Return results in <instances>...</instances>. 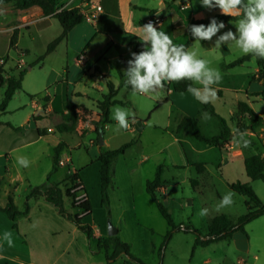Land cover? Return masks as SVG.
Masks as SVG:
<instances>
[{"label": "rangeland", "instance_id": "rangeland-1", "mask_svg": "<svg viewBox=\"0 0 264 264\" xmlns=\"http://www.w3.org/2000/svg\"><path fill=\"white\" fill-rule=\"evenodd\" d=\"M183 9L185 10L186 8L182 7L181 10ZM202 10L203 6L200 0H194L193 11L195 12L196 18L205 17L201 14ZM213 12L221 13L218 8H215ZM208 14L210 15L212 13ZM237 21L226 23V27L221 29L220 32L217 33V36H214L210 42L207 41V46H202L201 42H196L195 38L192 37L191 46L188 48V50H196L200 58L209 61L210 67L219 70L222 79L219 84L213 85V87L221 89V97L218 96L215 103L209 104L216 108L218 115L226 120L232 131L235 129L237 120L243 123L247 122L246 117L240 118L237 114V103L239 101L246 102L249 106L251 104L254 112L264 118V98L252 95L261 90L255 59L251 58L241 66L222 70L220 67L221 64H227L244 54L234 45L232 47L225 45L223 48V45L221 48L214 47L215 40L219 35L228 30L234 33L236 32L235 23H237ZM59 31L60 25L57 20H54V24L42 35L36 36V39L31 43L26 36V32L22 30L25 36L21 44H25L30 50L28 54L22 57L25 67L23 69H17L18 66L17 68H13L12 65L14 61L11 60L8 64L12 67L11 71L14 75H17L19 71L23 70V88L13 96L5 113L0 115V122L4 123L0 124V174L3 173V168L5 166L4 156L7 155L6 159L10 158V174L0 183V198H5V196H7L9 185L12 184L13 187L15 186V190L12 192V198L19 209H23L24 197L28 191L29 185L35 186L45 184L47 175L51 170V154L53 152V140L55 138L66 137L71 148L75 146L72 148V152L76 151L73 154L74 165H80L84 160H88L84 152L94 147L89 144V140L95 139V135L91 133L80 137L77 136V133L70 134L55 129L53 134H48L50 136L52 135L53 138L49 137L39 143H30L24 147L12 150L15 146H18L22 140L25 143L31 142L28 135L22 137L25 135L21 132L22 125H17V123H25L26 117L30 115L31 112L30 106L26 105L30 100L24 90L26 92H28L27 90H37L41 86L45 69L50 65L56 66V64H58V60L63 52L62 46L59 48L60 52L52 54L43 62V70H40L41 63L37 62V59L44 55L46 45H48L51 40L50 38H54ZM7 50L8 41L6 35L0 34V56L4 55ZM8 54L11 58L14 57L15 60L17 59L11 48H9ZM28 67H32V70L29 71ZM117 78L115 73L112 79L114 83L117 82ZM236 85L243 86L238 93L225 90L230 86ZM102 87H104L103 93H105L104 81ZM164 89L165 88L154 94L142 95L134 93L132 89L122 88L117 95L119 100L125 103L126 101L129 102L119 107L131 110V112L139 116L137 118L144 122L146 121L144 130H136L134 132H128L124 129L117 130V122L112 118L113 109L117 107V105L110 107V122L107 124V127L109 128L108 133L111 135V146H121V144H124L132 137H140L141 141L140 144L134 145L127 150L125 153V160L123 159L127 164L137 166V169L133 173L134 179L131 185L127 182L126 174L121 173L120 170L115 174V181H113V176L111 187L108 189L111 203L109 207L111 211L110 220L107 218L104 207H100L99 188H95L92 185L88 187L89 198L93 208V222L98 226L102 224L108 227L109 224H111L118 229L119 238L129 246L131 255L134 258L140 259L144 264H158L159 258L157 251L163 242V237L168 231L165 220L160 216L153 201L144 190V179L146 177L149 178V180L152 179L156 163H163L164 166H167L164 169L163 179L171 180L174 178V180L177 181V184L166 185L165 194L158 196L159 200L165 204L176 225L181 223L184 225L190 224L204 233L208 222L216 215L224 214L230 219L235 220L239 215L245 213L246 203L248 201L247 198L230 190L225 182L247 183L259 200L264 204V184L259 180H250L247 178L242 162L234 161L228 164L224 163L222 172L226 181L216 180L214 184L211 185L210 191L196 190L195 185L190 186L185 181V176H190L189 174L192 172H184V170L181 169L178 171L168 165L170 162L182 163L185 161V158L194 162L199 160L208 162L212 160L213 170L220 171L221 163L226 161L224 154H226L227 147L224 145L221 147L213 146L212 152L203 154L201 152L192 151L193 147L203 146L205 148L206 146H204L203 143L197 142L182 134V137H187L190 141L186 140V142L183 143L181 140L184 138L175 134V127L178 121V109L176 110V106L184 105L188 112L192 111L194 115H196L197 108H199L202 103L196 100L191 94H176L174 104L167 103L158 108H154L155 100L162 99L165 96ZM3 92L4 88H1L0 101ZM93 94L97 98H101L99 92L96 91L93 92ZM75 102L89 106L94 114L95 105L92 104L90 106L88 102H83L81 99H77ZM23 105H26V108L20 109ZM17 107H19V109H16ZM201 113L202 118L198 121L201 133L205 136L218 134L220 130L218 122L207 112L201 111ZM205 113H207V118L205 117ZM204 118L209 120V123H206ZM6 122H9L13 127L16 126L14 127L16 129L6 125ZM42 124L51 126L52 121L49 118H44ZM154 126L158 129H155ZM261 127L264 128V125ZM261 127L251 131V133L246 131V138L249 139L251 143L247 148L240 146L246 154L263 152L260 145H262L261 136L264 135V130L258 131ZM77 140L82 142L80 148H76ZM176 140L182 142L181 146L184 150V154L182 151L177 152L179 150V144ZM231 140H233V138H231ZM94 142L96 143L97 141L94 140ZM19 157L27 158L30 162L29 166L25 168L19 165L17 163ZM143 157H146V159L141 162ZM203 166V163H201L196 165L195 168L196 170L203 169ZM65 168L66 167L58 170V173L53 177L51 176L49 180L60 181ZM71 172L72 171L67 166L66 175H69ZM192 179L193 177L190 176L189 181ZM195 191L197 193H193ZM229 191L234 193L233 204L217 212L215 210L216 205ZM81 194L82 193L77 192L76 198L79 197L80 199ZM204 208H207L209 212L206 216L201 217L199 213L201 209ZM80 235L81 240L77 239L75 246L81 250V253H77V258L73 259L71 264H106L104 251L101 250L95 255H90L89 246L94 249L95 243L86 240L83 234ZM234 235L238 236L236 238L232 237L230 240L212 243L205 248H195L193 255H191L195 236L190 233H175L164 247L162 262L163 264H237L238 259H246L250 264H264V215L245 226L246 236L244 240L239 238L240 234L235 233ZM109 264L136 263L122 256Z\"/></svg>", "mask_w": 264, "mask_h": 264}, {"label": "crops", "instance_id": "crops-1", "mask_svg": "<svg viewBox=\"0 0 264 264\" xmlns=\"http://www.w3.org/2000/svg\"><path fill=\"white\" fill-rule=\"evenodd\" d=\"M80 0H74V4L78 3ZM99 3L101 6V11L96 13L92 20H83L81 23L74 26L67 35V38L61 41L56 48L46 57L37 62L41 63L40 70L44 69V61L47 60V57L52 54H57L56 52H60V46L63 47L62 55L58 60V64L50 65L45 69L44 76L42 77L41 86L37 90H27L25 94L29 97V102L26 105H29L31 108L30 115H28L25 119V123H21L17 125H22V133L25 135L22 137H30L31 142L25 143L23 140L20 142L18 146H15L12 150L24 147L25 145H29L30 143H39L44 139H48L49 137L53 138L52 135L55 129L61 127L60 132L65 133H77V136H84L88 133L93 135V127L90 124L91 120L96 119V108L93 114L92 110L89 106L85 104H81L77 101V99H81V101H86L90 104L95 105L98 100H101L102 96L107 93V82L112 83L115 87H118L117 93L114 97L115 100L122 102L124 106L128 101L123 102L117 98V95L122 90V88L132 89L131 86H120V79L117 73V69L124 72L125 71V63L132 58L131 53H139L143 48H138L139 44H143L140 39L142 38L141 26L147 24V21L150 17L156 16L162 19V24L157 26L156 28L161 31H165L173 40V43L176 45L186 43L190 41L192 37L188 32V27L191 22L195 19H203L215 14L214 9L209 10L203 7L201 12L205 17L196 18L195 12L193 11V1L194 0H93ZM69 0H58V4L60 6H65ZM182 7H186V9L181 10ZM69 9V8H68ZM210 11V12H209ZM212 13V14H208ZM197 15V14H196ZM54 18L43 16L42 11L39 7L33 6L27 9H16L12 6L11 3L0 4V34H5L8 41V50L6 53L0 58H6L3 62L2 66L5 70H8L12 75L14 73L11 71L13 68L23 69L25 67V63L23 61V56L28 54L30 51L29 48L25 44H21L22 39L25 35H23L22 30L26 32V36L29 42L33 43L36 39V36L42 35L45 33L51 26L54 24ZM17 31V39L12 51L14 52L15 58H11L8 54L9 51V42L10 38L13 34V31ZM61 32H58L54 38H56ZM53 37V36H52ZM50 38V42L54 39ZM210 42V41H209ZM144 45V44H143ZM191 46V45H190ZM207 46V44H206ZM47 47V45H46ZM225 45L222 46V48ZM80 55H84V60L79 61L78 57ZM14 61L12 67L8 64L9 62ZM28 70L31 71L32 67H28ZM117 75V82H113V76L115 73ZM17 76V75H14ZM90 78V79H88ZM103 81L105 83V93L103 86ZM197 86V85H196ZM243 86L236 85L230 86L226 88V91L240 92ZM23 88V87H22ZM165 96L161 99L155 100L154 108H158L161 105L170 103H175V95H187L190 94L187 91L182 93H175L172 90L169 82L165 83L164 87ZM220 90L221 89H216ZM99 92L101 98H97L94 96L93 92ZM18 93V92H16ZM15 93V94H16ZM222 93V92H221ZM15 94L13 96H15ZM30 96L32 98H30ZM221 97V96H220ZM13 98V97H12ZM164 98H168L167 102L156 106L157 102L162 101ZM11 102V101H10ZM8 103L6 109L10 105ZM66 103L75 104L81 106L89 111H91V115L86 117L85 121L80 119H76L74 123L73 130L69 131L63 128V126L69 125L68 120V111L65 108ZM26 105L20 107V109L26 108ZM115 106V105H113ZM199 106V105H198ZM112 107V106H111ZM176 110L178 109V121L176 126L178 125L180 119L183 116L189 117H197L200 121L201 116V105L197 108V114L194 115L192 111L188 112L187 108L183 105H177ZM250 107L252 108L251 104ZM214 108V107H213ZM16 109H19L17 107ZM215 113L216 108H214ZM5 113V112H4ZM209 114V113H208ZM110 115V109H109ZM210 116H212L210 114ZM135 114V122L132 123L131 117L129 118L130 127L127 129L128 132L141 131L144 130V126L146 125V121H142ZM149 117V116H148ZM147 117V118H148ZM221 117V116H220ZM44 118H49L52 121L51 126L43 125ZM212 118L216 121V117L212 116ZM223 118V117H222ZM212 119V120H213ZM206 123H209V120L204 118ZM110 122V119H109ZM10 124L6 122L5 124ZM0 124H4L0 122ZM219 124V123H218ZM11 125V124H10ZM16 125V124H15ZM12 126V125H11ZM13 127V126H12ZM16 127V126H14ZM155 129H158L154 126ZM176 129V127H175ZM264 128L261 127L258 131H263ZM59 131V130H58ZM109 128L107 124L104 126V133L102 136L103 145L99 146V143L96 144L94 140H89V144L94 146L91 150H85L84 154L87 156L88 160H84L80 165H74L73 154L76 152H72V147L69 145L66 137L63 138H55L53 140V149L58 143H63L64 148L60 152V158L69 157V164L67 165L71 171H76L82 181V184L86 190L88 199V187L92 185L93 187L99 188V163L97 161V156L100 151V147L106 150L116 149L118 147L111 146V135L108 133ZM251 133V131H249ZM36 134V135H35ZM176 135L182 137L181 133H177ZM181 141L183 143L188 140L187 137H182ZM233 138V135L231 136ZM262 145L264 147V135L261 136ZM135 140L136 142L132 145H138L141 143L140 137H132L127 142ZM177 141L179 144V150L177 152H181L184 154V150L182 148V142ZM189 141V140H188ZM125 142V143H127ZM190 142V141H189ZM25 143V144H23ZM81 141L77 140L76 148H80ZM122 145V144H121ZM131 146V147H132ZM203 146L201 147H193L192 151L207 153L212 152L213 146ZM227 147L226 154H224L226 161L221 163L220 171H215L212 168V160L210 161H189L185 158V161L182 163H174L170 162V167L177 169L178 171L184 170V172L191 173L189 174L193 177L192 180L189 181L190 176H185V181L190 185H195L196 190H211V185L214 184L216 180L218 181H226L223 177L222 168L224 167V163L228 164L234 161H239L243 163L245 157L256 154L249 153L246 154L242 148L237 145L233 140L224 144ZM130 147V148H131ZM128 148L127 150H129ZM126 150V151H127ZM78 151V150H77ZM119 156L117 160H115L113 164V181H115V174L119 170L121 173L126 174L127 182L131 185L132 180L134 179L133 173L137 169V166L127 164L124 162L125 153ZM5 159V166L3 168V173L0 174V183L10 174L9 162L10 158ZM53 152L51 154L52 161ZM124 159V160H123ZM144 159V160H143ZM146 157L141 159V162L145 161ZM203 163V169L196 170L195 166ZM225 164V166H226ZM67 166H58L56 171L52 172L49 178L58 173V170L63 169ZM158 166L162 167L161 172V181L162 186L158 189L157 195L165 194L166 185L177 184V181L173 179L165 180L163 179L164 169L167 166H164L163 163H156L153 170V176L155 175L156 168ZM66 168L64 169L63 174L61 175V180H49V184H64L66 178ZM51 170H52V162H51ZM50 170V172H51ZM49 172V173H50ZM49 175V174H48ZM47 175V176H48ZM47 179V178H46ZM149 178L144 179V190L145 183L147 181H151ZM184 181V179H183ZM112 183V181H111ZM123 183V182H122ZM233 183V182H225ZM45 184L46 180H45ZM40 184V185H45ZM115 184V182H114ZM38 186V185H35ZM33 187L31 185L29 188ZM111 187V186H110ZM15 186L12 184L9 185V189L7 191V196L5 198H0V208H4L7 202L8 197L12 198V192H14ZM27 191V193H28ZM146 192V191H145ZM26 193V195H27ZM193 193H197L196 191ZM200 193V192H199ZM147 194V193H146ZM201 194V193H200ZM25 195V196H26ZM133 195V194H132ZM148 195V194H147ZM109 198V207L110 203V195ZM13 200V198H12ZM162 202V201H161ZM13 203L15 204L14 200ZM25 197L23 203V209H19L15 204L18 211L22 212L24 210ZM91 204V201H90ZM165 205V204H164ZM92 207V204H91ZM100 207H103L100 204ZM108 207L109 214L105 209L108 220H110V209ZM168 210V209H167ZM93 211V208H92ZM169 213V212H168ZM170 214V213H169ZM91 228L93 232L92 238L88 239L85 234L79 231L75 226L61 218L55 210L42 199L33 200L30 204V209L28 213V217L20 218L17 221V231L12 229L11 221L9 218L0 211V264H71L73 259H76L77 253H81L79 248H76L75 243L77 239L81 240V235L83 234L86 240L94 242V249L89 246L90 255H95L99 252L97 249V240L98 238H106L108 235V227L106 225H96L92 220L91 213ZM115 228V227H114ZM116 234L119 238V230L116 229ZM10 232L12 234L11 238L13 244L9 247L8 242L4 239V233ZM240 234L239 238L245 239V235ZM106 236V237H105ZM238 235H234L233 238H236ZM121 241V239L119 238ZM123 242V241H121ZM125 243V242H124ZM201 248V247H197ZM205 248V247H203ZM245 249V248H244ZM195 250V249H194ZM130 251V249H129ZM194 253V251H193ZM193 255V254H192ZM122 257V256H121ZM247 258V257H246ZM163 259V257H162ZM68 260V261H67ZM163 261V260H162ZM125 262V261H124ZM107 264V263H106ZM159 264V262H158ZM163 264V262H161ZM237 264H250L248 261L243 259H238Z\"/></svg>", "mask_w": 264, "mask_h": 264}, {"label": "trees", "instance_id": "trees-1", "mask_svg": "<svg viewBox=\"0 0 264 264\" xmlns=\"http://www.w3.org/2000/svg\"><path fill=\"white\" fill-rule=\"evenodd\" d=\"M11 3L16 9H27L33 6H37L41 9L43 16L51 17L57 20L60 25L61 32L48 43L44 55L38 57V61L44 59V57L50 54L56 46L67 38L70 30L81 23L84 20L83 15L78 9H62L58 11L60 5L58 0H0V4ZM212 18L217 21H222L224 24L228 22H235L241 17H231L228 15L215 14L213 16L195 19L191 22L188 27V32L191 37L190 27L192 25H208ZM17 39V31L14 30L10 38L9 48H13ZM202 46H206L207 41H201ZM188 49L191 45L190 41L183 43ZM143 44H139L138 48H143ZM254 58L252 55H243L227 64H221L222 70H228L237 66L243 65L245 62ZM6 58H0V61H5ZM257 66L258 78L261 83V90L257 93H253L254 96H260L264 98V59L254 58ZM128 67V63H125V70ZM117 73L120 79V86L125 84L126 75L125 72L117 69ZM23 70L19 71L17 76L12 75L10 72L5 70L0 65V89L4 88L2 99L0 101V115L6 110L8 103L11 101L13 95L16 92L22 90ZM191 81L181 82H169L172 90L175 93L185 92ZM118 87H115L112 83L107 82V93L102 96L101 100H98L95 104L96 108V119L91 120L90 124L93 127V132L96 136L98 144L99 137L103 136L104 126L109 123V109L113 105H123L114 99L117 93ZM221 91L217 90V95L220 96ZM30 98H32L30 96ZM168 98H164L162 101L157 102L156 106L167 102ZM65 108L68 111L69 125L63 126L66 130H73L76 119L85 121L86 117L91 115V111L71 103H66ZM201 111L207 112L212 116L216 117L220 130L218 134L213 136H205L201 133L198 119L195 117L183 116L178 125L176 126V132L181 133L187 137L194 139L197 142L203 143L207 146L221 147L231 140V136H234L236 129L240 131H254L257 128L264 125V118L259 116L254 110L243 101L237 103V114L240 118H247V122L243 123L237 120L235 129L232 131L228 126L226 120L215 113V110L211 104H201ZM12 127L10 124H6ZM57 130H61L58 127ZM136 141L131 140L127 143L122 144L116 149L106 150L100 147L97 161L99 163V187H100V204L106 209L109 214V198L108 189L111 186L112 175H113V164L115 160L124 154V152L130 148ZM261 149L263 152L251 154L244 158L243 166L244 172L247 178L250 180H259L264 184V148L262 145ZM64 148L63 143H58L53 149L52 156V170L47 176L45 185H38L29 188L27 195L25 196L24 210L18 211L11 197H8L4 208H0L11 221L12 229L17 231V221L20 218L28 217L30 204L33 200L42 199L44 202L49 204L61 218L75 226L85 236L90 239L92 238L91 228V213L92 207L88 199L86 190L82 184V181L76 171H72L66 176V184H49V176L52 172L58 168V161L60 159V152ZM162 167L158 166L155 171V175L151 181L145 183V191L153 201L160 216L165 220L168 226V231L163 237V242L158 248L157 255L159 258V264L162 262L164 247L175 233H190L195 236V240L192 245L191 255L197 247H207L212 243H216L223 240H230L235 233H241L245 235V226L251 221L264 215V204L256 196L252 188L247 183L233 182L227 183V186L233 192L243 195L247 198L246 211L239 215L235 220L230 219L227 215L220 214L212 217L208 222L205 232L194 228L192 225H184L183 223L176 225L166 206L158 198V189L162 186L161 181ZM77 192L82 193L83 197L81 200H76ZM246 236V235H245ZM97 249L104 251L105 259L107 264L114 262L121 256L131 259L136 264H144L140 259L134 258L130 251L129 246L121 242L117 236H109L106 238H98Z\"/></svg>", "mask_w": 264, "mask_h": 264}, {"label": "clouds", "instance_id": "clouds-1", "mask_svg": "<svg viewBox=\"0 0 264 264\" xmlns=\"http://www.w3.org/2000/svg\"><path fill=\"white\" fill-rule=\"evenodd\" d=\"M201 5L209 10L218 8L222 15L241 17L235 23L236 32L231 30L219 35L214 47L222 45L238 48L244 55L264 59V0H200ZM226 25L212 18L208 25H192L191 35L196 42L211 41ZM144 50L132 52L126 75L125 86H131L134 93L149 95L157 93L165 87L166 82L191 81L186 91L202 104L215 103L218 98L213 85L219 84L222 76L218 69L209 66V61L200 58L196 50L186 49L184 44L176 45L165 32L158 30L152 21L141 26ZM198 85V86H196ZM135 122V113L119 106L113 109L112 118L117 122L118 129L127 130L130 127L129 118ZM207 118V113H205ZM247 132L236 129L233 139L244 148L251 141L246 138ZM17 163L28 167L30 162L25 157H19ZM231 191L227 192L216 205L217 212L233 204ZM207 208L201 209L199 215L208 214ZM10 232L4 233V239L9 247L13 241Z\"/></svg>", "mask_w": 264, "mask_h": 264}, {"label": "built area", "instance_id": "built-area-1", "mask_svg": "<svg viewBox=\"0 0 264 264\" xmlns=\"http://www.w3.org/2000/svg\"><path fill=\"white\" fill-rule=\"evenodd\" d=\"M74 0H69V2L65 5V6H60L58 8V11L62 10V9H71V8H75L78 9L79 12L83 15L84 20H92L93 17L95 16L96 13L101 11V6L99 5V3H97L96 1L93 0H80L78 3L74 4L73 2ZM186 8V7H184ZM149 21H152L154 23V26H160L162 24V19L156 16L150 17L147 21V23ZM84 55H80L78 57L79 61H83L84 60ZM3 64V61H0V65ZM69 164V157H65V158H60L58 161V166H67ZM83 197V195L81 194V197L79 199V197L76 198V200H81Z\"/></svg>", "mask_w": 264, "mask_h": 264}, {"label": "water", "instance_id": "water-1", "mask_svg": "<svg viewBox=\"0 0 264 264\" xmlns=\"http://www.w3.org/2000/svg\"><path fill=\"white\" fill-rule=\"evenodd\" d=\"M98 143H99V146L103 145L102 137H99ZM115 234H116L115 228L111 224H109V226H108V235L109 236H114Z\"/></svg>", "mask_w": 264, "mask_h": 264}]
</instances>
